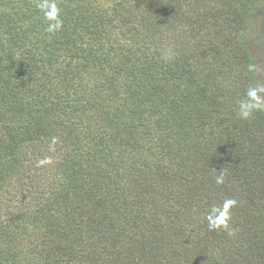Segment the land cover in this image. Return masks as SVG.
I'll use <instances>...</instances> for the list:
<instances>
[{"label": "trees", "instance_id": "obj_1", "mask_svg": "<svg viewBox=\"0 0 264 264\" xmlns=\"http://www.w3.org/2000/svg\"><path fill=\"white\" fill-rule=\"evenodd\" d=\"M38 2L0 0V264H264V140L225 127L264 0Z\"/></svg>", "mask_w": 264, "mask_h": 264}, {"label": "clouds", "instance_id": "obj_2", "mask_svg": "<svg viewBox=\"0 0 264 264\" xmlns=\"http://www.w3.org/2000/svg\"><path fill=\"white\" fill-rule=\"evenodd\" d=\"M37 8L40 10L43 19L47 22L46 32L55 33L63 28L62 9L56 0H40L37 3ZM260 91L257 87H249L246 92V98L238 101V116L241 119H249L254 111H264V97L260 95ZM224 181L225 176L221 171L215 177V182L217 184H223ZM237 203L234 198H228L218 206L213 205L206 216L209 230L224 229L229 235H232L233 230L230 228L232 209Z\"/></svg>", "mask_w": 264, "mask_h": 264}, {"label": "rangeland", "instance_id": "obj_3", "mask_svg": "<svg viewBox=\"0 0 264 264\" xmlns=\"http://www.w3.org/2000/svg\"><path fill=\"white\" fill-rule=\"evenodd\" d=\"M264 8V7H263ZM262 8V9H263ZM261 12V11H260ZM262 22V18L261 16L258 14H255L254 18H253V30H255V35L257 36L255 38V42L251 45V50H252V53H253V56H254V59H255V66H256V70H257V73H258V76H259V86H260V89H261V92H262V97H264V38L263 36L262 37H259L258 35L261 33L260 31V24ZM230 107H233V102L232 101H229V104L227 105V110H226V116L230 117V118H226L225 120L227 121L226 123V126L224 124V126L229 130L230 133L234 134V135H238V134H241L244 136V138L242 139V145L243 147H246L248 149V146H249V141H248V135L250 134H258V139L259 141L262 143V141L264 140L263 137H262V133L264 132V129H261V131L259 130H253V129H250V132H249V128L244 126L243 129H241L240 127V123L238 122V126L235 127L234 126V123L237 119H241L239 116H238V107L239 105H237L234 110H235V113H231L230 112ZM254 117H256V111L253 112L252 116L247 119V120H244V119H241L243 120L244 122H253L254 121ZM220 121V120H219ZM249 132V133H244V132ZM220 133H219V129L217 128L216 130H214V132L212 133V137L211 139H214L215 142L218 141V137H219ZM264 145V143H262ZM260 160V158L258 159V161ZM31 173L35 174V175H38L37 172H34L33 169L30 170ZM264 187V186H263ZM262 187V188H263ZM254 196L255 197H258V200H259V196H261L262 198H264V191L261 190V187H260V190H258L257 188H254ZM246 193L248 195L249 192L247 191L246 189ZM260 207H263L260 205Z\"/></svg>", "mask_w": 264, "mask_h": 264}]
</instances>
